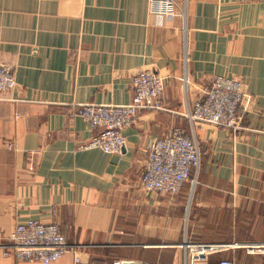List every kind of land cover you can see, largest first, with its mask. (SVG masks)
<instances>
[{
    "label": "crops",
    "instance_id": "0c3cea01",
    "mask_svg": "<svg viewBox=\"0 0 264 264\" xmlns=\"http://www.w3.org/2000/svg\"><path fill=\"white\" fill-rule=\"evenodd\" d=\"M150 6L0 0V58L16 81L0 94V245L30 220L58 224L79 249L52 264H75V256L184 264L186 241L264 242V0H187L184 15L177 7L172 18L152 16ZM142 69L165 77V110L142 111L122 131L121 153L83 149L97 130L78 106L128 104L131 77ZM215 77L243 83V129L235 134L193 127L185 116ZM176 129L198 142L195 183L175 195L147 193V146ZM232 251L226 259L251 264ZM0 264L42 263L0 247Z\"/></svg>",
    "mask_w": 264,
    "mask_h": 264
},
{
    "label": "built area",
    "instance_id": "2783aa9c",
    "mask_svg": "<svg viewBox=\"0 0 264 264\" xmlns=\"http://www.w3.org/2000/svg\"><path fill=\"white\" fill-rule=\"evenodd\" d=\"M187 0H151L150 14L159 18H172L175 8L180 7L182 15ZM16 86L11 66L0 58V94L11 92ZM133 97L123 105L85 104L78 106V115L97 130L83 149H101L105 153H121L125 146L122 131L132 126L139 114L147 110H165L162 102L165 92V77L151 69H142L131 77ZM245 98L243 83L236 78L215 77L203 89V96L185 116L194 126L224 128L233 134L243 129L241 107ZM147 160L140 176L142 189L149 192L175 195L191 179V171L200 166L198 142L176 129L162 139H153L147 146ZM5 256L10 252L16 260L52 264L67 253L79 249L67 243L56 223L30 220L16 226L7 245H0ZM184 264H234L230 259L214 256L234 249L232 244L186 241ZM249 253L264 254L263 243L245 245ZM75 264H88L80 257H74ZM127 264H151L148 262H127Z\"/></svg>",
    "mask_w": 264,
    "mask_h": 264
},
{
    "label": "rangeland",
    "instance_id": "374dc122",
    "mask_svg": "<svg viewBox=\"0 0 264 264\" xmlns=\"http://www.w3.org/2000/svg\"><path fill=\"white\" fill-rule=\"evenodd\" d=\"M240 251L244 252L245 254H247L248 258L250 259V262L252 264V262L254 264H264V254H259V253H249L248 250L246 248H240ZM232 250L230 252L225 253L224 255H222L223 258H227V254H232ZM218 257V256H217ZM212 261L213 260L212 258ZM245 264V263H244Z\"/></svg>",
    "mask_w": 264,
    "mask_h": 264
},
{
    "label": "bare ground",
    "instance_id": "6f19581e",
    "mask_svg": "<svg viewBox=\"0 0 264 264\" xmlns=\"http://www.w3.org/2000/svg\"><path fill=\"white\" fill-rule=\"evenodd\" d=\"M232 246H234V247H236V248H245V245H243V244H238V243L232 244Z\"/></svg>",
    "mask_w": 264,
    "mask_h": 264
}]
</instances>
